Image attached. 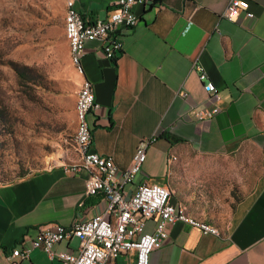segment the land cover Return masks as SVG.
I'll use <instances>...</instances> for the list:
<instances>
[{"label":"crops","instance_id":"crops-1","mask_svg":"<svg viewBox=\"0 0 264 264\" xmlns=\"http://www.w3.org/2000/svg\"><path fill=\"white\" fill-rule=\"evenodd\" d=\"M115 1L77 0L76 9L104 20ZM228 1L135 5L139 20L120 30L122 49L113 59L104 55L106 42L95 39L85 42L82 71L72 64L78 76L75 118L84 79L100 104L88 115L90 149L111 156L121 171L139 143L155 137L130 188L164 184L171 189L170 202L193 219L169 227L149 264H264V0H248L253 16L236 20L223 16ZM65 52L70 56L68 43ZM208 81L217 97L205 90ZM215 106L219 111L210 114ZM164 134L179 139L169 141ZM67 159L0 183V264H62L39 248L26 260L10 254L41 226L108 217L103 194L86 193L89 172L65 169L76 159L74 151ZM154 225L147 221L145 230L152 232ZM78 243L73 237L53 249L76 252ZM106 264H136L135 251Z\"/></svg>","mask_w":264,"mask_h":264},{"label":"built area","instance_id":"built-area-1","mask_svg":"<svg viewBox=\"0 0 264 264\" xmlns=\"http://www.w3.org/2000/svg\"><path fill=\"white\" fill-rule=\"evenodd\" d=\"M76 1L71 0L68 20L64 21L65 32L73 43L74 62L82 69L81 58L87 40H103L105 57L113 59L122 49L118 33L121 29L131 28L139 18L132 8L138 4H149L153 1L162 3L166 0H116L107 19L91 20L81 15L76 9ZM241 14L252 17L248 0H229L223 16L236 20ZM190 24V17L188 18ZM199 78L205 74L201 67ZM85 91L80 93V114L84 115L83 130L74 134V153L76 159L65 163L66 170L78 172L87 170L86 183L88 195L101 192L106 200V213L98 214L91 219L75 222L66 227L60 223L41 226L32 237H25L11 250V258L29 259L35 248L43 250L50 259H58L62 264H100L101 257L116 258L121 253L134 250L136 264H149L151 252L159 247L168 236L169 227L177 220L186 222L182 217V206L170 202L171 189L157 182H141L131 189L130 184L141 170L145 161L146 147L155 137L142 140L136 147L132 162L128 168L119 171L111 156L101 155L90 149L92 129L88 115L100 108L96 101L91 83L84 79ZM205 90L213 97L218 90L211 81L204 84ZM219 111L215 106L210 114ZM201 117V113H199ZM154 221L152 232L145 230L147 221ZM203 233L218 235L220 230L210 227H198ZM78 239L76 252L55 251L53 245Z\"/></svg>","mask_w":264,"mask_h":264},{"label":"rangeland","instance_id":"rangeland-1","mask_svg":"<svg viewBox=\"0 0 264 264\" xmlns=\"http://www.w3.org/2000/svg\"><path fill=\"white\" fill-rule=\"evenodd\" d=\"M65 12V0H0V183L74 151L78 76L65 52ZM13 64L32 67L34 82L20 85Z\"/></svg>","mask_w":264,"mask_h":264},{"label":"bare ground","instance_id":"bare-ground-1","mask_svg":"<svg viewBox=\"0 0 264 264\" xmlns=\"http://www.w3.org/2000/svg\"><path fill=\"white\" fill-rule=\"evenodd\" d=\"M65 5H66V12H65V20H68L69 14H70V8H71V0H65ZM67 41H68V46H69V51H70V59L72 64L75 66L76 70L78 71H82V69H79L75 62H74V51H73V43H71V39L68 36L67 32H65ZM85 91V83L81 86L78 95H77V99H76V108H75V112H76V121H77V125H76V131L75 134H78L79 132H81L83 130V124H84V115L80 114V108H81V97L80 93H83ZM182 217H184L186 219V222H192L193 223V219L191 217H189L187 214H185L182 211ZM198 227H206V226H198ZM210 227L214 230L215 227L213 226H207ZM109 261L108 257H101V261L100 264H106Z\"/></svg>","mask_w":264,"mask_h":264},{"label":"trees","instance_id":"trees-1","mask_svg":"<svg viewBox=\"0 0 264 264\" xmlns=\"http://www.w3.org/2000/svg\"><path fill=\"white\" fill-rule=\"evenodd\" d=\"M13 68L17 73L20 85H25L29 82L33 83L35 77H37V75L34 74L33 68L27 65L20 66L19 64H13ZM164 136L169 141H176L179 139L169 134H164Z\"/></svg>","mask_w":264,"mask_h":264}]
</instances>
